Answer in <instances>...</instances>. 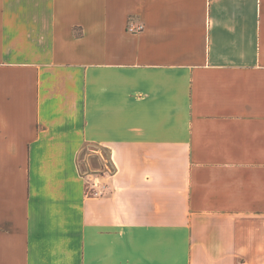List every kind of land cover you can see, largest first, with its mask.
Masks as SVG:
<instances>
[{
  "label": "crops",
  "instance_id": "obj_1",
  "mask_svg": "<svg viewBox=\"0 0 264 264\" xmlns=\"http://www.w3.org/2000/svg\"><path fill=\"white\" fill-rule=\"evenodd\" d=\"M0 264H264V0H0Z\"/></svg>",
  "mask_w": 264,
  "mask_h": 264
},
{
  "label": "rangeland",
  "instance_id": "obj_2",
  "mask_svg": "<svg viewBox=\"0 0 264 264\" xmlns=\"http://www.w3.org/2000/svg\"><path fill=\"white\" fill-rule=\"evenodd\" d=\"M98 155H100V157L99 156H97V157H94L93 158V162H94V164L96 163V162H98L97 161V158L99 159V158H101L102 156H104L105 157V162H106V165L105 166H103V167H101L100 169H99V173L97 174L99 177H104V178H106V179H109V178H111L112 176H114V174H115V172H116V168H115V165L113 164V161H112V159L110 158V156H109V154L107 155V150L106 151H102L101 150V154H98ZM93 164V163H92ZM100 166L98 165V168H99ZM98 179V178H97ZM96 179V181L95 182H93L92 180H91V183H93L92 184V192H93V194H95V193H97L96 195H109L110 194V192L112 193V189H111V187L110 186H107L106 184H102L101 182H98V180ZM89 189H91V185L89 184ZM95 191V192H94Z\"/></svg>",
  "mask_w": 264,
  "mask_h": 264
},
{
  "label": "built area",
  "instance_id": "obj_3",
  "mask_svg": "<svg viewBox=\"0 0 264 264\" xmlns=\"http://www.w3.org/2000/svg\"><path fill=\"white\" fill-rule=\"evenodd\" d=\"M145 30V25L143 23H138V24H134L131 25L129 27V31L131 33H141ZM97 193H95L94 195H96Z\"/></svg>",
  "mask_w": 264,
  "mask_h": 264
}]
</instances>
